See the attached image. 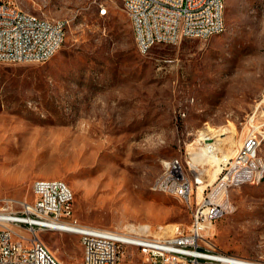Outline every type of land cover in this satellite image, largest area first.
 I'll list each match as a JSON object with an SVG mask.
<instances>
[{
	"label": "rangeland",
	"instance_id": "374dc122",
	"mask_svg": "<svg viewBox=\"0 0 264 264\" xmlns=\"http://www.w3.org/2000/svg\"><path fill=\"white\" fill-rule=\"evenodd\" d=\"M12 1L69 27L47 63L0 64L1 195L33 203L34 181L62 179L81 225H188L191 207L153 189L165 159L197 162L202 191L248 134L260 135L264 155V0H226L220 35L156 45L147 55L121 0ZM205 135L220 136L219 156ZM229 198L233 211L208 233L210 242L264 261V180ZM39 237L64 264L82 263L78 235ZM122 264L146 263L127 247Z\"/></svg>",
	"mask_w": 264,
	"mask_h": 264
},
{
	"label": "built area",
	"instance_id": "2783aa9c",
	"mask_svg": "<svg viewBox=\"0 0 264 264\" xmlns=\"http://www.w3.org/2000/svg\"><path fill=\"white\" fill-rule=\"evenodd\" d=\"M123 7L140 27L136 44L143 55L160 44L211 39L226 27L221 0H123ZM99 13L107 14L104 7ZM68 27L69 21L49 22L12 0H0V64L47 63L65 43ZM261 144L259 134H248L233 156L223 158L217 178L202 191L205 179L198 165L164 160L167 176L157 181L156 189L170 191L191 207L188 225L114 230L81 225L74 216L72 189L62 179L34 181L33 203L0 194V264H64L39 237L42 231L78 235L81 264H122L127 247L136 248L146 264H227L230 255L218 251L208 233L233 211L230 192L264 177Z\"/></svg>",
	"mask_w": 264,
	"mask_h": 264
},
{
	"label": "bare ground",
	"instance_id": "6f19581e",
	"mask_svg": "<svg viewBox=\"0 0 264 264\" xmlns=\"http://www.w3.org/2000/svg\"><path fill=\"white\" fill-rule=\"evenodd\" d=\"M122 1V4H123V0H121ZM221 7H222V15H223V23H224V26H226V21H225V11H226V0H221ZM125 10V9H124ZM105 11L107 12V10H106V8H105ZM47 21H49V22H58L57 20H51V19H48L47 18ZM132 23V28H133V33H134V36H135V40H136V43H138V42H140V27H138L137 25H136V22H131ZM225 29H226V27H225ZM224 31V30H223ZM222 31V32H223ZM222 32H220V34L222 33ZM137 45V44H136ZM137 48H138V50H139V52L143 55V52H141V49L139 48V46H137ZM220 135V134H219ZM232 135V134H231ZM230 135V136H231ZM221 136V135H220ZM220 136H218V137H220ZM218 137H211V136H208V135H205L204 137H201V139L202 140H206V141H209V143L211 144L210 145V147H208V149L210 148L211 149V151L212 152H215V155H217V156H219L218 155V152H219V150H218V148H216V146H219L220 145V143H221V141H220V139H218ZM233 137V136H232ZM231 139V138H230ZM233 140V139H232ZM232 140H230V141H232ZM234 143V142H233ZM234 145V144H233ZM235 146H236V144H235ZM204 147H206V145L204 146ZM205 155H210L209 154V150H207L206 149V151H205ZM221 156V155H220ZM212 158V157H211ZM222 158V157H221ZM223 158H225L224 156H223ZM222 158V159H223ZM222 159L220 160V162L222 161ZM214 163V162H213ZM195 164V163H194ZM196 164H197V162H196ZM195 164V165H196ZM215 164V163H214ZM220 164V163H219ZM217 165V164H216ZM216 171V173H215V176H217L218 175V173L220 172V166L218 167V166H216V169H215ZM164 176H167V168H165L164 167V161L162 162V171H161V173H160V175L156 178V180H155V182H154V184H153V189L155 190V191H158V192H161V193H164V194H166V195H170V196H173V197H176V195H173V194H171V192L170 191H168V190H164V189H156V185H157V181H159L161 178H163ZM217 178V177H216ZM215 178V179H216ZM60 179H39V180H37V181H59ZM264 180V177L261 179V181H256L255 183H253V182H246V185H248V184H251V185H256V184H260L262 181ZM65 188H70L69 186H68V184L65 182ZM72 194H74L73 193V191H72ZM74 198H75V196H74ZM227 264H259V263H257V262H255V261H252V260H248V259H243V258H240V257H237V256H227Z\"/></svg>",
	"mask_w": 264,
	"mask_h": 264
}]
</instances>
